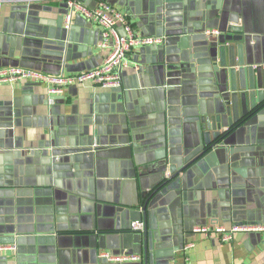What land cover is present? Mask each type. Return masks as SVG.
<instances>
[{"label": "crops", "instance_id": "0c3cea01", "mask_svg": "<svg viewBox=\"0 0 264 264\" xmlns=\"http://www.w3.org/2000/svg\"><path fill=\"white\" fill-rule=\"evenodd\" d=\"M106 1L130 17L136 33L166 36V45L130 52L119 91L71 86L50 105L43 85H0V245L17 249L6 264H111L99 254L129 249L143 257L129 264H144L139 232L131 229L139 221L138 194L165 173L173 150L194 145L185 153L198 151L201 119L215 117L234 92L257 100L264 95V0ZM96 2L85 1L89 7ZM66 13L56 0H0V68L45 72V60L31 55L44 43L63 46L68 65L84 71L101 65L107 55L101 29L76 15L68 31ZM17 16L32 22L30 31H14ZM232 21L262 38L247 45L242 64L238 57L231 64L227 55V64L215 67L202 56L213 58L215 51L201 29L209 25L232 35ZM171 63L186 70L173 72L180 83L179 118L160 135L157 108ZM223 141L215 155L188 169L180 190L152 206L164 231L151 264H264V233L221 242L191 232L196 226L264 224V121ZM189 244L194 247L185 252Z\"/></svg>", "mask_w": 264, "mask_h": 264}, {"label": "water", "instance_id": "95a60500", "mask_svg": "<svg viewBox=\"0 0 264 264\" xmlns=\"http://www.w3.org/2000/svg\"><path fill=\"white\" fill-rule=\"evenodd\" d=\"M86 1V0H84ZM168 3V2H167ZM168 9V5H164V10ZM25 11V10H23ZM22 11V12H23ZM18 17V22L15 23L13 27L16 33L22 35L27 31H30L33 24L31 21L23 20L20 16ZM64 20V19H63ZM64 22V21H63ZM65 28V27H64ZM207 28H214L211 26H205L201 29L202 39H205L206 44L209 48L215 51L213 58L210 53L207 55H202L209 64H213L215 67L225 66L227 64V55H230V63L233 64L237 57L239 58V64H242V55L245 54V49L247 45L252 42L258 41L262 38L260 35H255L256 33H251L238 25V23L232 21L230 22V28L232 35H219L218 41L212 42L215 36H207ZM66 29V28H65ZM70 29H66L70 31ZM33 31V30H32ZM163 36V35H155ZM166 37V36H165ZM167 38V37H166ZM216 38V39H218ZM165 44L162 47H165ZM227 42L238 43L235 45H226ZM157 47V46H156ZM160 47V46H159ZM143 48V47H142ZM149 49V48H148ZM65 48L60 45L53 44H42L41 48L35 47V50L31 53L33 57L40 56L42 60H45V64L42 65V70L45 72H50L54 74L64 73L65 71L70 73L83 72L84 69L76 68L72 65H68L67 62L63 61V56L65 55ZM54 54V56H52ZM193 59H195L193 57ZM52 60V61H49ZM213 60V62H212ZM47 61L51 63H47ZM58 62H62L61 66H57ZM192 65V68L195 67ZM6 67H14L11 66ZM58 67L59 69L53 71L52 68ZM165 73V81L163 77V84L165 83L166 92L164 93V100L160 103L157 108V119L156 123L160 131V135H165L168 126H172V122L178 120L179 111L176 107L179 103L176 98L179 97L176 86L180 83L177 77L173 75L174 71L182 70L186 72L180 64H170ZM259 72V71H258ZM255 73V72H253ZM169 86V87H168ZM120 88L111 89L112 91H119ZM56 100V97L54 98ZM225 107L222 106L216 110L215 117L203 118L201 122L203 124V132H201V138L198 140L200 145L198 146V151L193 155H188L186 150L193 148L194 145H184L183 151H174L171 153L168 159V165L165 168V173L162 170L161 177L152 185V188L142 189V193L138 194V207L139 221L144 223V229L139 232V237L142 242L144 250V264H151L152 261V251L154 247V242L160 238L161 232L164 228L160 225L155 224V215L153 214L152 206L157 207V201L168 194L170 190H180L182 181H187L190 175V170H188L195 162L207 158L210 155H215V150L221 149L225 146L223 138L235 137L242 133L244 130L250 131L252 126L258 125L260 122L264 121V95L262 92L258 93V100L256 99V94L252 95H239L234 92L230 99L225 103ZM180 106V104H179ZM190 108H185L183 113L188 111ZM161 115V118L159 117ZM176 117L175 119H173ZM222 129H229L224 135L220 136ZM197 134V133H196ZM223 137V138H222ZM93 146H96L95 143ZM148 190V192H147ZM153 190V191H152ZM194 228L191 229V232ZM124 238H121V243H124ZM155 246H157L155 244ZM128 250V249H126ZM129 253L133 252L129 249ZM118 254V253H117ZM6 256L0 257V264H6ZM106 262L105 260L100 259ZM107 263V262H106Z\"/></svg>", "mask_w": 264, "mask_h": 264}, {"label": "built area", "instance_id": "2783aa9c", "mask_svg": "<svg viewBox=\"0 0 264 264\" xmlns=\"http://www.w3.org/2000/svg\"><path fill=\"white\" fill-rule=\"evenodd\" d=\"M34 1V0H31ZM54 1V0H36ZM64 3L67 13L64 16V27L70 29L74 16L82 15L88 21L101 29L102 41L100 47L107 51L106 58L98 67L70 74H48L39 70L23 67L0 68V85H12L17 83L33 82L43 85L47 89L48 103L52 105L54 98L64 94L71 86H83L86 84L98 85L105 89L120 88L122 84L121 71L128 65V55L137 48L163 46L165 36H142L136 33L130 17L120 11L116 6L106 0H97L94 7H89L84 0H56ZM10 1H6L8 3ZM207 36H219L216 29L207 30ZM133 232H142L144 223L135 221L131 224ZM192 233L210 238H219L221 242H232L239 233H264V224H246L226 227L222 225L196 226ZM194 247L189 244L185 252ZM17 251L16 246L0 245V257ZM99 258L111 264L138 263L143 257L129 252L113 253L103 251Z\"/></svg>", "mask_w": 264, "mask_h": 264}]
</instances>
